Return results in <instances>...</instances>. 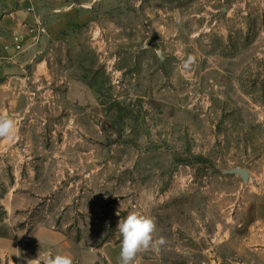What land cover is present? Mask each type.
Segmentation results:
<instances>
[{
  "label": "rangeland",
  "instance_id": "obj_1",
  "mask_svg": "<svg viewBox=\"0 0 264 264\" xmlns=\"http://www.w3.org/2000/svg\"><path fill=\"white\" fill-rule=\"evenodd\" d=\"M31 2L61 10L0 61V264H120L132 211L166 241L134 264H264V0Z\"/></svg>",
  "mask_w": 264,
  "mask_h": 264
},
{
  "label": "clouds",
  "instance_id": "obj_2",
  "mask_svg": "<svg viewBox=\"0 0 264 264\" xmlns=\"http://www.w3.org/2000/svg\"><path fill=\"white\" fill-rule=\"evenodd\" d=\"M17 126L6 113H0V139L11 140L17 135ZM119 216V211L116 213ZM117 230L122 239L120 242V264H134L138 253L158 251L166 241L163 237L156 238L157 224L153 217L139 211H132L121 218ZM31 264H42L40 257L30 260ZM29 264V262H28ZM43 264H74L70 254H48Z\"/></svg>",
  "mask_w": 264,
  "mask_h": 264
},
{
  "label": "crops",
  "instance_id": "obj_3",
  "mask_svg": "<svg viewBox=\"0 0 264 264\" xmlns=\"http://www.w3.org/2000/svg\"><path fill=\"white\" fill-rule=\"evenodd\" d=\"M75 5V2H70L67 8L74 9ZM60 10L61 6L55 8L54 12L49 14V17H51L49 18L34 12L31 0H0V61L6 59L11 64L17 60L16 46L14 47L13 45L16 44L14 37L21 39L23 47L26 41L28 42L35 38L44 39L48 36L47 26L49 25L47 20L55 21L59 17ZM54 24L56 23L54 22ZM44 29L45 33L42 34ZM23 60L24 58L20 60L21 63ZM35 68L43 74L45 69L44 62L36 64ZM61 236L65 241L69 240L63 234ZM47 255L48 253L45 256Z\"/></svg>",
  "mask_w": 264,
  "mask_h": 264
},
{
  "label": "water",
  "instance_id": "obj_4",
  "mask_svg": "<svg viewBox=\"0 0 264 264\" xmlns=\"http://www.w3.org/2000/svg\"><path fill=\"white\" fill-rule=\"evenodd\" d=\"M87 169H90V166H88ZM223 172L226 174H238L246 183L249 182L250 179V170L247 167H234L231 169H225Z\"/></svg>",
  "mask_w": 264,
  "mask_h": 264
},
{
  "label": "built area",
  "instance_id": "obj_5",
  "mask_svg": "<svg viewBox=\"0 0 264 264\" xmlns=\"http://www.w3.org/2000/svg\"><path fill=\"white\" fill-rule=\"evenodd\" d=\"M20 41V38L19 37H16L15 38V42H16V47L18 48V49H20L21 48V45L19 44V43H17V42H19Z\"/></svg>",
  "mask_w": 264,
  "mask_h": 264
}]
</instances>
